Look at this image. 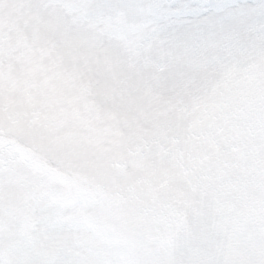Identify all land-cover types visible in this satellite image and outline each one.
Segmentation results:
<instances>
[{"label":"snow or ice","instance_id":"snow-or-ice-1","mask_svg":"<svg viewBox=\"0 0 264 264\" xmlns=\"http://www.w3.org/2000/svg\"><path fill=\"white\" fill-rule=\"evenodd\" d=\"M0 264H264V0H0Z\"/></svg>","mask_w":264,"mask_h":264}]
</instances>
